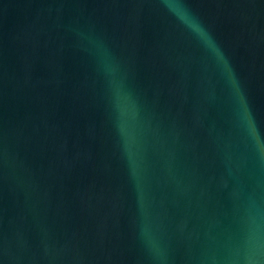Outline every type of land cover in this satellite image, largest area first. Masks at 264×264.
<instances>
[{"label": "water", "instance_id": "obj_1", "mask_svg": "<svg viewBox=\"0 0 264 264\" xmlns=\"http://www.w3.org/2000/svg\"><path fill=\"white\" fill-rule=\"evenodd\" d=\"M0 264H264V0H0Z\"/></svg>", "mask_w": 264, "mask_h": 264}]
</instances>
